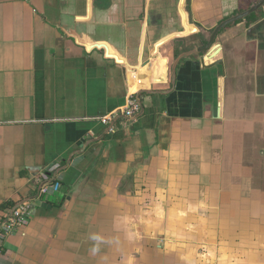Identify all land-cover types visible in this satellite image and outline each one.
Instances as JSON below:
<instances>
[{
    "label": "crops",
    "instance_id": "obj_1",
    "mask_svg": "<svg viewBox=\"0 0 264 264\" xmlns=\"http://www.w3.org/2000/svg\"><path fill=\"white\" fill-rule=\"evenodd\" d=\"M255 2L0 0V225L30 199L0 264H264V5L171 88L181 40Z\"/></svg>",
    "mask_w": 264,
    "mask_h": 264
},
{
    "label": "water",
    "instance_id": "obj_2",
    "mask_svg": "<svg viewBox=\"0 0 264 264\" xmlns=\"http://www.w3.org/2000/svg\"><path fill=\"white\" fill-rule=\"evenodd\" d=\"M262 5H264V0H260L258 2H256V4L252 5L251 7L245 9V11L240 12V13H235L233 14L231 17H227L226 19L222 20L220 23H218L217 25H215L214 27H211V25H205L204 27L199 26V28L193 32L192 34H189L187 37H189V40L191 41L190 43H188L187 38L185 37L183 40H181V45L179 47V53L176 56V58L174 59L173 63H172V67H171V82H172V89L175 86V80H176V67L178 65V63H180L183 59L190 57V58H199V64L201 63L203 65V68L207 69L210 68L214 65H221L223 64V60H218L215 61L214 63H211L210 65H205L204 61V57L203 54L201 53H205V54H212L214 52H219L222 50L221 45L216 44V40H218V37L220 35V33L230 24H235L236 22L240 21L241 19H245L246 17H249L250 15H252V13H255ZM249 15V16H248ZM200 36V42L201 45H199V42L197 44H195L194 42L197 41V39H199ZM193 37V39L191 38ZM215 47V49H213ZM201 54V55H200ZM158 56V54H155L152 56L151 60L156 59ZM202 56V57H201ZM145 92L148 93H154L155 91L152 90H144ZM172 91V90H171ZM143 91H139L138 93H136L135 95V99L139 105V111L134 113L133 115H126V114H118L115 117H113V119L108 123V125L106 126V128L104 129V131L100 134L97 135L95 137H92L88 140H86L83 143V148L86 147L87 145H89L90 143H93L97 140L102 139L113 127V125L119 121V122H130L133 121L135 119H137L138 117L143 115L144 112V106H143V102L141 100V96L140 94ZM159 93H163L166 91H158ZM157 93V92H156ZM68 164V162L66 163V165ZM65 165V166H66ZM65 167L62 168H58L54 171L52 177L50 179H48L47 181L42 182L39 186H38V192H40L41 188L44 186V184L47 183H51L53 180L56 179L57 174L60 172V170H62ZM30 199H23L21 201H18L17 203H15L12 207L8 208L6 210V216L4 217L0 228L6 223V221L11 217V215L13 214V212L15 211L16 208H18L19 206H21L23 203L27 202Z\"/></svg>",
    "mask_w": 264,
    "mask_h": 264
},
{
    "label": "built area",
    "instance_id": "obj_3",
    "mask_svg": "<svg viewBox=\"0 0 264 264\" xmlns=\"http://www.w3.org/2000/svg\"><path fill=\"white\" fill-rule=\"evenodd\" d=\"M139 110V105L135 99V97L131 96L126 104V107L122 111V114L133 115ZM113 118V117H112ZM112 119H110L111 121ZM105 122H110L108 119H104ZM58 184L54 185L57 188ZM43 188V187H42ZM41 188V189H42ZM45 190V188H43ZM27 206L23 203L21 206L15 209L11 217L6 221V223L0 228V249L2 247V238L8 236L15 228L26 218L29 216V212L27 210Z\"/></svg>",
    "mask_w": 264,
    "mask_h": 264
},
{
    "label": "rangeland",
    "instance_id": "obj_4",
    "mask_svg": "<svg viewBox=\"0 0 264 264\" xmlns=\"http://www.w3.org/2000/svg\"><path fill=\"white\" fill-rule=\"evenodd\" d=\"M192 39H193V37H191ZM219 38V37H218ZM200 36H199V39H197V41L196 42H194L195 44H197L198 42H199V45H201V42H200ZM191 41L188 39V43H190ZM216 42V44H219L220 45V40H216L215 41ZM201 54H203V57H204V59H205V56H207V54H205V53H201ZM200 54V55H201ZM202 57V56H201ZM244 73H249V72H244ZM211 241H214L216 244H214V250H216V251H214V252H212L216 257H217V255L218 256H220L221 257V262L223 263V264H227V262H228V259L227 258H225V257H228L229 258V260L231 261V262H233L234 261V258L233 257H231V255L230 254H232L231 252H228V254H227V250L225 251V253H223L222 251H217V248L218 247H223L224 245H225V243H229V242H231L230 241V239H225V240H223V239H220V238H212V239H210ZM220 242V243H219ZM221 243H222V245H221ZM224 248V247H223ZM228 250H230V247H228ZM217 252V253H216ZM232 256H233V254H232ZM159 258V257H158ZM223 260V261H222ZM220 263V262H219ZM218 262H217V264H219ZM205 264H212V262H206Z\"/></svg>",
    "mask_w": 264,
    "mask_h": 264
},
{
    "label": "flooded vegetation",
    "instance_id": "obj_5",
    "mask_svg": "<svg viewBox=\"0 0 264 264\" xmlns=\"http://www.w3.org/2000/svg\"><path fill=\"white\" fill-rule=\"evenodd\" d=\"M258 1H260V0H257V2H258ZM254 4H256V2H255ZM254 4H253V5H254ZM251 6H252V5H250L249 7H251ZM249 7H247V8H249ZM261 7H262V6H261ZM247 8H246V9H247ZM243 11H245V9L242 10V11H240V12H243ZM240 12H239V13H240ZM252 14H254V13H252ZM248 16H249V15H248ZM250 17H251V15L249 16V18H250ZM226 18H227V17H226ZM226 18H224V19H226ZM247 18H248V17H247ZM224 19H223V20H224ZM243 19H244V18H243ZM241 20H242V19H241ZM220 22H221V21H220ZM220 22H219V23H220ZM238 22H239V21H238Z\"/></svg>",
    "mask_w": 264,
    "mask_h": 264
},
{
    "label": "trees",
    "instance_id": "obj_6",
    "mask_svg": "<svg viewBox=\"0 0 264 264\" xmlns=\"http://www.w3.org/2000/svg\"><path fill=\"white\" fill-rule=\"evenodd\" d=\"M13 205H14V203L11 202V203H9V206H7V207H10V206H13Z\"/></svg>",
    "mask_w": 264,
    "mask_h": 264
}]
</instances>
